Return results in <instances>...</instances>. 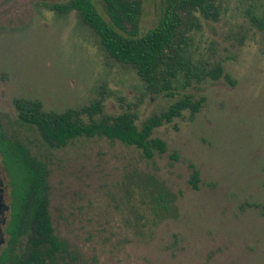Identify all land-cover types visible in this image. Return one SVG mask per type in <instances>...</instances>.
<instances>
[{"label":"rangeland","instance_id":"obj_1","mask_svg":"<svg viewBox=\"0 0 264 264\" xmlns=\"http://www.w3.org/2000/svg\"><path fill=\"white\" fill-rule=\"evenodd\" d=\"M65 1L0 0V119L14 118V99L56 112L96 100L101 114L131 113L137 124L183 96L199 104L154 128L165 151L150 159L105 138L51 150L54 233L79 264H264V0H210L214 19L183 13L171 95L152 93L134 68L111 58L75 11L51 7ZM165 3L140 1L138 33ZM148 174L175 194L174 217L152 220L137 198L130 182ZM0 183L6 220L1 164Z\"/></svg>","mask_w":264,"mask_h":264},{"label":"trees","instance_id":"obj_2","mask_svg":"<svg viewBox=\"0 0 264 264\" xmlns=\"http://www.w3.org/2000/svg\"><path fill=\"white\" fill-rule=\"evenodd\" d=\"M140 1L99 0L102 13L93 0H66L51 7L61 13L75 11L111 58L134 68L152 93L166 91L171 95L170 81L178 74L183 55L182 15L199 12L214 19L215 7L210 0H166L155 24L138 33ZM220 72L217 65L208 75L216 78ZM198 104L183 96L137 124L131 113L101 114L96 100L78 109L56 112L42 109L36 100L14 99V118L0 119V164L9 187L0 264H79L66 242L54 233L47 209L51 150L80 138H105L132 146L150 159L165 151L164 142L152 136L154 128L180 116L186 108L195 112ZM196 182L193 169L189 176L192 188ZM130 183L152 220L175 216V194L161 181L148 174ZM126 192L130 195L128 189Z\"/></svg>","mask_w":264,"mask_h":264},{"label":"flooded vegetation","instance_id":"obj_3","mask_svg":"<svg viewBox=\"0 0 264 264\" xmlns=\"http://www.w3.org/2000/svg\"><path fill=\"white\" fill-rule=\"evenodd\" d=\"M0 203H1V205H2V207H1V209H0V225H4V223H5V217L2 215V213H3V210L6 208L3 204H2V202H1V192H2V188H1V183H0Z\"/></svg>","mask_w":264,"mask_h":264},{"label":"water","instance_id":"obj_4","mask_svg":"<svg viewBox=\"0 0 264 264\" xmlns=\"http://www.w3.org/2000/svg\"><path fill=\"white\" fill-rule=\"evenodd\" d=\"M1 190V189H0ZM1 207H2V205H1V203H0V209H1ZM2 242V239H0V243Z\"/></svg>","mask_w":264,"mask_h":264}]
</instances>
